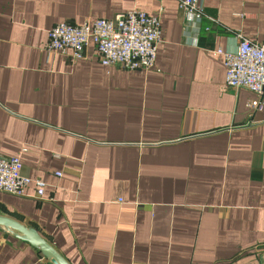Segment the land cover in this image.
<instances>
[{
  "label": "crops",
  "instance_id": "crops-1",
  "mask_svg": "<svg viewBox=\"0 0 264 264\" xmlns=\"http://www.w3.org/2000/svg\"><path fill=\"white\" fill-rule=\"evenodd\" d=\"M200 2L213 20L178 0H0V153L46 184L0 190V214L69 264L264 263V105L214 53L264 43V0ZM133 8L160 16L150 70L44 50L56 23ZM0 264L52 263L0 230Z\"/></svg>",
  "mask_w": 264,
  "mask_h": 264
},
{
  "label": "built area",
  "instance_id": "built-area-1",
  "mask_svg": "<svg viewBox=\"0 0 264 264\" xmlns=\"http://www.w3.org/2000/svg\"><path fill=\"white\" fill-rule=\"evenodd\" d=\"M178 8L186 23L199 22L203 17L213 20L204 11L200 0H178ZM161 31L159 14L149 15L133 8L113 19L86 20L82 25L65 21L56 23L48 30L44 50L64 56L68 54L73 60H79L91 44L102 65L147 71L155 66ZM237 45L236 51L220 47L214 53L222 56L226 86L244 88L253 93L256 99L251 100L248 107L252 111L260 110L264 105V43L251 41L239 33ZM21 167L19 156L0 153V190L15 196L23 195L32 183L37 196H43L45 182L25 176ZM56 174L60 175L59 172Z\"/></svg>",
  "mask_w": 264,
  "mask_h": 264
},
{
  "label": "water",
  "instance_id": "water-1",
  "mask_svg": "<svg viewBox=\"0 0 264 264\" xmlns=\"http://www.w3.org/2000/svg\"><path fill=\"white\" fill-rule=\"evenodd\" d=\"M0 230L17 239L28 242L32 247L38 249L52 264H69L57 249L44 239L34 227L27 226L10 216L0 214Z\"/></svg>",
  "mask_w": 264,
  "mask_h": 264
}]
</instances>
